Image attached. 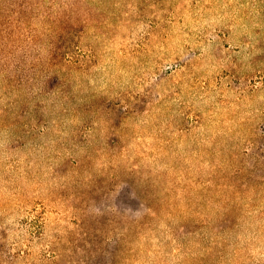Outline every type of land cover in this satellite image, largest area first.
<instances>
[{
  "label": "rangeland",
  "instance_id": "1",
  "mask_svg": "<svg viewBox=\"0 0 264 264\" xmlns=\"http://www.w3.org/2000/svg\"><path fill=\"white\" fill-rule=\"evenodd\" d=\"M0 264H264V0H0Z\"/></svg>",
  "mask_w": 264,
  "mask_h": 264
}]
</instances>
